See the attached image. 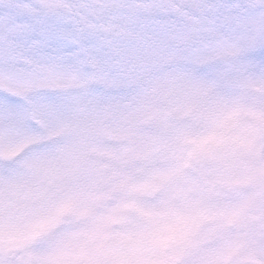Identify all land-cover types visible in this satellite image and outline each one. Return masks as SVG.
<instances>
[{"label":"clouds","instance_id":"1","mask_svg":"<svg viewBox=\"0 0 264 264\" xmlns=\"http://www.w3.org/2000/svg\"><path fill=\"white\" fill-rule=\"evenodd\" d=\"M164 78L123 104L116 144L49 157L5 214L9 264H264V66L230 89Z\"/></svg>","mask_w":264,"mask_h":264},{"label":"rangeland","instance_id":"2","mask_svg":"<svg viewBox=\"0 0 264 264\" xmlns=\"http://www.w3.org/2000/svg\"><path fill=\"white\" fill-rule=\"evenodd\" d=\"M16 2L31 5L92 51L77 62L36 65L21 58L14 73L0 70V97L12 101L0 103V232L14 228L5 220L14 201L36 179L55 175L49 157L88 143H117L109 138L117 126L133 122L122 106L142 86L166 93L175 83L165 80L167 72L192 82L194 90L207 82L230 89L264 66L258 26L232 22L223 7L260 0ZM153 115L146 102L142 117ZM11 254L0 248V264H9Z\"/></svg>","mask_w":264,"mask_h":264},{"label":"snow or ice","instance_id":"3","mask_svg":"<svg viewBox=\"0 0 264 264\" xmlns=\"http://www.w3.org/2000/svg\"><path fill=\"white\" fill-rule=\"evenodd\" d=\"M232 22H242L251 29L258 26L259 51L264 52V0L258 5L237 3L223 6ZM75 49V51H73ZM71 33L62 32L56 22L32 12V6L13 0L9 10L0 14V70L7 74L16 71L21 58L32 63L77 62L90 53ZM0 103H12L7 96Z\"/></svg>","mask_w":264,"mask_h":264}]
</instances>
